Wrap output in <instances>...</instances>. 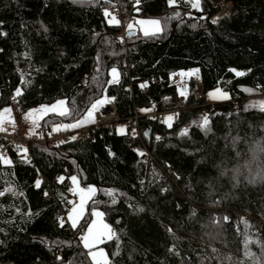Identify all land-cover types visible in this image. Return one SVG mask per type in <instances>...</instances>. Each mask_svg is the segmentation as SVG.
Wrapping results in <instances>:
<instances>
[{
    "label": "trees",
    "instance_id": "obj_1",
    "mask_svg": "<svg viewBox=\"0 0 264 264\" xmlns=\"http://www.w3.org/2000/svg\"><path fill=\"white\" fill-rule=\"evenodd\" d=\"M112 1L0 0V109L23 113L66 99L72 115L49 114L34 131L44 136L79 120L106 91L121 118L144 114L140 136L135 125L125 135L96 132L28 147L0 136L12 158L0 159V264H93L80 236L96 209L116 233L103 244L110 264H264V111L253 107L264 101V0H219L233 8L215 24V0H202L203 11L184 0H121L124 24L142 16L163 25L156 35L136 30L126 40L118 37L120 23L104 15ZM113 68L120 82L107 88ZM196 69L206 98L218 86L229 98L204 109L191 77L183 99L172 77ZM153 99L158 109H180L171 127L141 111ZM202 116L208 131L194 123ZM72 176L97 189L77 228L60 223Z\"/></svg>",
    "mask_w": 264,
    "mask_h": 264
},
{
    "label": "snow or ice",
    "instance_id": "obj_2",
    "mask_svg": "<svg viewBox=\"0 0 264 264\" xmlns=\"http://www.w3.org/2000/svg\"><path fill=\"white\" fill-rule=\"evenodd\" d=\"M92 0H73V3H91ZM96 2L98 3L99 0H96ZM169 5L170 6H176L178 4V0H168ZM185 3L189 4L190 7L192 9H196L199 11H203L202 9V0H184ZM104 15L105 16H110L111 13L105 9L104 10ZM175 15L178 17L180 15L179 12L175 13ZM219 20V17H217L216 19L212 20V23H217ZM109 23H119V21L115 18V16H112L111 19H109L108 21ZM139 24L143 25V24H151L154 26V30L150 33L148 30L144 31V35H156L160 32L163 31V28L160 26V21L159 20H152V21H139ZM130 29L132 28V25L130 24L128 26ZM193 27H195V25H193ZM46 30V29H45ZM4 35H6V33H4ZM230 71H233L235 73L236 76H244L246 75L245 72H241V71H237L235 69H231ZM181 76H192L195 75L198 77L199 75V70H193L191 72H187V73H181ZM120 82V73L116 68H113L111 70V80L108 81V83H113V84H118ZM148 84L147 82L143 83L140 85L141 88H145L147 87ZM246 91L251 92L252 89H245ZM22 95V91L21 89H17L15 96H20ZM180 95L182 96H186L187 95V90H183L181 91ZM15 96L13 97V99H15ZM209 98L211 99H228V93L223 92L221 89L217 88L214 92H210L208 93ZM115 100V97H107V96H102L99 99H96L94 102H92L90 104V106L87 108L84 116L82 119L79 120H75L74 123L71 124H65V125H58L54 128V131H60L61 129L64 130H68V129H74V128H81L84 127L87 124H94L96 122V113L100 110V108H102L104 105L111 103L112 101ZM67 102L64 100H60L57 101L56 104H53L51 106L48 105H44L41 106L37 109H32L30 110L28 113H26V117L28 119H32L35 127H39V120H42L46 115H48L49 113H57L60 116H71L72 112L66 107ZM154 107V106H153ZM253 107H259L262 111H264V101L259 102L258 104L253 105ZM142 112H149L151 111V109L149 108H142L141 109ZM11 112L10 108H5L3 110V112H0V131H6V129L3 127V122H4V115L8 114ZM174 116L173 115H169L168 117H166L165 119V123L168 124L169 127L172 126L171 122L173 121ZM195 124H197L198 127L203 128L205 131H208V125H209V118L208 116H202L200 121L194 122ZM187 129H184L181 133V135H186L187 134ZM118 133L121 135H125L127 134V126H120L118 129ZM148 133H145V135H147ZM71 139L75 140L76 136L71 137ZM157 140L160 139V137H156ZM25 153L27 152L26 149L23 150ZM140 155H144L143 152H140L139 150H136ZM110 154L114 155V153ZM0 159H3V162L5 164H10L11 161L5 157H3L2 155H0ZM64 177H59L58 180L60 182L64 181ZM71 182L73 185H75L74 188L70 189V191L73 192H77L79 191L81 194V203L79 205V208L77 207H73L69 213V217L68 219L71 221L72 227H76L78 220L83 212V205H84V201L85 198L87 197L88 199H90L93 195L96 194L97 189L94 186H89L87 189H82L79 187V180L76 176H72L71 178ZM41 185V181L37 180L36 181V187L39 188ZM7 191L11 192L12 189L9 188ZM166 191V189H165ZM5 192L0 191V196L5 195ZM22 195V193H21ZM45 195H47V193H45ZM107 195L111 196L112 199V203L115 204L116 201V195L117 193L114 190H110L107 192ZM72 203V202H70ZM140 211H143V209H140ZM95 216L97 217H101L103 216V213L100 212H94L93 213ZM224 219H227V217H225ZM61 225H63L65 223V221L63 219L60 220ZM96 227V222L93 221L92 225L89 226L86 235L82 238L83 239V243H84V247L90 249L88 255L91 256L92 260L95 262V264H101V261H103V264H110V262L108 261L105 253L103 252V250L96 252V251H91V249H93L96 244L101 243L103 241V238H107V239H112L113 237L116 236V233L111 229V227L107 224L103 225V229L104 231H96L95 230ZM169 231H171V229H169ZM247 243H251V241H246ZM257 243H259V241H257Z\"/></svg>",
    "mask_w": 264,
    "mask_h": 264
},
{
    "label": "built area",
    "instance_id": "obj_3",
    "mask_svg": "<svg viewBox=\"0 0 264 264\" xmlns=\"http://www.w3.org/2000/svg\"><path fill=\"white\" fill-rule=\"evenodd\" d=\"M132 5L135 6L137 4V0H131ZM222 1L219 0H215V3L217 5L222 6L220 12L218 14H216L213 19H216L217 17H219L220 19L224 16H228L231 13V10L233 8V3L229 2L232 4V7L227 8L226 10H223V6L229 4L228 2L221 3ZM224 4V5H223ZM123 7V3L121 0H114L111 2L110 8H109V12L117 17L121 16V10ZM128 34V30H127V25L124 24L123 22H121V29L118 33V37L121 38L122 40H126ZM123 66L126 69H130V63L128 61V59H124L123 60ZM193 78L196 79V85H195V90H194V96L195 98H197L198 100H202L204 102V104L202 105V107L205 109L207 107L208 104H211L212 106L214 105V103H209L207 101L206 98V94H205V87L204 84L201 81L200 78V74L197 76H193ZM110 80H111V75H110ZM109 80V81H110ZM156 81V80H154ZM180 77L179 75H174L172 77V83H178L180 82ZM160 84L163 85L165 83L164 79H160L159 80ZM145 83V81H141L138 82V88L140 89L141 92H145L149 86L148 82V86L145 88H141L140 85ZM113 85V83H109L107 88L109 86ZM133 87V83L131 82V84L129 85V89H131ZM103 96H107L109 98L113 97L112 95L108 94V92L106 91L105 94ZM14 97V94L11 93L9 94V98L12 99ZM186 96H182V98L184 99ZM154 106V107H153ZM159 106V102L156 99H153L151 101V111H149L146 115L151 117V118H155L156 120H158L159 122H164L166 117H168L169 115H173L174 116V120H177L179 118V108H174V109H167V108H163V109H158ZM144 116V114H141L140 112H138V110L135 112L134 116L128 117L126 119H123L119 116V109L116 103V100L112 101L109 104L104 105L102 108H100V110L96 113V122L94 124H87L84 127L81 128H74V129H68V130H64L61 129L60 131H52L50 134H48L47 136H44L40 133H33V132H25L22 128H20L19 126H15L11 131H3L0 132V136L4 137L6 139L9 140L10 145L13 147H17L20 145H25V146H29L32 143H54L57 141H70L72 140L71 137L76 136L77 138H88L91 137L93 134H95L96 132H100L101 134H103L105 131H108L109 133H113L116 130L118 131L120 126H134L135 125V130L133 132L134 136H140L141 132L139 130V119ZM83 117H81L80 119H82ZM7 146L4 145L1 147V152L6 153L7 152ZM25 158L26 160L30 163V165L34 166L35 165V161L33 159V155L30 151H28L25 154ZM45 179L44 175L41 173L39 175L38 180L43 181ZM54 182L60 184L61 182L58 180V178H55L53 180ZM70 189H72V187L66 189V191L64 192V197H63V212L61 214V219H63L66 222H69L68 217H67V211L70 210L72 207H74L75 205L78 204V196L75 192L70 191ZM72 202V203H70Z\"/></svg>",
    "mask_w": 264,
    "mask_h": 264
},
{
    "label": "rangeland",
    "instance_id": "obj_4",
    "mask_svg": "<svg viewBox=\"0 0 264 264\" xmlns=\"http://www.w3.org/2000/svg\"><path fill=\"white\" fill-rule=\"evenodd\" d=\"M221 3L226 4L225 2H221ZM228 3H229V2H228ZM224 4H223V5H224ZM229 7H230V8L232 7V4H231V3H229V4H227V5H224V6H223V10H226V9L229 8ZM221 8H222V6H221ZM112 16H114V15L107 16L108 20L111 19ZM115 18L119 21V23H120V25H121L122 19H121V18L119 19L118 17H115ZM142 20H143V21L159 20V21H160V26L163 28L162 22H161V20H160L159 18H144V17H142V16H137V17H136V20H132V21H130L128 24H126V25H127V30H128V31H136V30H137V31H140V32L143 33V34H144V31H145V30H148V31L151 33V32L154 30V26L151 25V24H143V25L139 24L138 22H139V21H142ZM130 24L132 25V28H131V29L128 27ZM193 76H194V75L189 76V80H190V78L193 77ZM179 77H180V80H181L180 82H182L184 76H181V75L179 74ZM217 88H219V89H221L223 92H225V91L223 90V88L220 87V86L215 87V88L212 89V90H209V91L207 92V100H208V102H209V101H210V102H222V101H225V100H226V99H215V100H214V99L209 98L208 93H210V92H214ZM226 93H227V92H226ZM228 96H229V95H228ZM60 100H64V101L67 102L66 99H59V100H57V101H60ZM57 101L52 102V103L42 104V105H39V106H36V107H32V108H30V109L24 111L23 113H16V112L14 111L12 105H7V106H5V107H3V108L0 109V112H3V110H4L5 108H10V109H11V112H10V113L4 115L3 127L6 129V131H11L15 126H19L20 128H22V129H23L24 131H26V132H33V133H34V131H36V128H37V127H35V125H34L32 119L25 118V117H26V113H28V112H29L30 110H32V109H37V108H39V107H41V106H44V105L51 106V105H53V104H56ZM66 107L68 108V102H67V104H66ZM49 114H51V113H49ZM49 114H48V115H49ZM48 115H46L44 118H46ZM44 118H43V119H44ZM43 119H42V120H39L38 123L40 124L41 121H43ZM67 124H69V123H67ZM58 125H65V124H56V125L53 127V131H54V128H55L56 126H58ZM0 132H3V131H0ZM1 155H2L3 157H5V158L9 159V160L12 162V158H11V156H10V154H9L8 152H6V153H3V152H2ZM1 162H2L3 164H5V163L3 162V159H1ZM76 177L78 178V176H76ZM78 180H79V178H78ZM74 187H75V185L72 184V188H74ZM79 187L82 188V189H87V188H88V187H87V188H86V187H83V186L80 184V181H79ZM75 193H76L77 196H78V204L75 205L74 207L79 208V205H80V203H81V194H80L79 191H77V192H75ZM93 196H94V195H93ZM93 196H92L90 199H88L87 197L85 198L84 205H83V212H82V214H81V216H80V218H79V220H78L77 226H76V227H73V228H77V227H79L80 224H81V222H82V221L85 219V217L87 216V213H88V204H89L90 200L93 198ZM72 208H73V207H72ZM72 208H71V209H72ZM71 209L68 211V213H67V217H69V213H70ZM94 212H100V213H103V212H102L101 210H99V209H96V210H94V211L92 212V219H91L90 223L87 225V227H86L84 233H82L81 236H80V237H81V242H82L83 247H84V243H83V239H82V238L86 235L87 230H88L89 226L92 225V222H93V221L96 222V227H95V230H96V231H104V229H103V225H104V224L109 225V224L106 222V220L104 219V214H103V216H101V217H97V216H95V215L93 214ZM68 220H69V219H68ZM69 222H70V224H71V221H70V220H69ZM71 226H72V224H71ZM109 226H110V225H109ZM108 240H109V239H107L106 237L103 238V241H102L101 243L96 244V246H95L93 249H91V251L99 252V251L103 250V252L105 253V255H106L107 259H108V253H107L105 247L103 246V244H104L106 241H108ZM84 249L89 253L90 249L85 248V247H84ZM89 257H90L92 263L95 264V262L92 260L91 256H89ZM101 264H103V261H101Z\"/></svg>",
    "mask_w": 264,
    "mask_h": 264
},
{
    "label": "crops",
    "instance_id": "obj_5",
    "mask_svg": "<svg viewBox=\"0 0 264 264\" xmlns=\"http://www.w3.org/2000/svg\"><path fill=\"white\" fill-rule=\"evenodd\" d=\"M187 72H191V71H185V72H183V73H187ZM188 79H189V76H184L183 77V80H182V82H181V84L183 85V90H187V82H188ZM185 88V89H184ZM182 90V91H183ZM26 132V131H25Z\"/></svg>",
    "mask_w": 264,
    "mask_h": 264
},
{
    "label": "water",
    "instance_id": "obj_6",
    "mask_svg": "<svg viewBox=\"0 0 264 264\" xmlns=\"http://www.w3.org/2000/svg\"><path fill=\"white\" fill-rule=\"evenodd\" d=\"M220 19V18H219ZM135 33V31H129L128 32V35H132V34H134Z\"/></svg>",
    "mask_w": 264,
    "mask_h": 264
}]
</instances>
